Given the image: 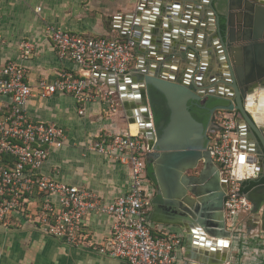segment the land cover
Instances as JSON below:
<instances>
[{
    "label": "built area",
    "instance_id": "built-area-1",
    "mask_svg": "<svg viewBox=\"0 0 264 264\" xmlns=\"http://www.w3.org/2000/svg\"><path fill=\"white\" fill-rule=\"evenodd\" d=\"M47 32L59 58L72 63L71 70L55 80L39 78L31 84L23 65L14 61L0 65V223L8 226L26 222L70 245H93L100 254L128 264H176L183 235L175 225L149 220L155 190L144 184L149 145L142 134H133L129 128L121 132L109 130L92 141V150L125 165L130 176L125 192L99 202L87 189L43 172L50 147L64 145L65 129L55 122L32 121L25 112L33 94L48 98L57 93L69 94L84 104L102 96L114 112L120 96L107 81L109 75L117 79L133 71L135 40L54 26H47ZM2 42L0 34V45ZM20 45L27 53V43ZM99 80L105 84L104 89ZM92 87L97 88L94 94L89 91ZM77 112L83 115L84 105ZM239 118L237 110L216 109L207 130V149L226 184L223 215L231 237L238 231L248 233L247 219L254 213L242 185L260 174L258 158L247 146L245 123ZM94 212L113 218L110 232L97 244L90 243L85 231V218ZM219 264L232 263L225 259Z\"/></svg>",
    "mask_w": 264,
    "mask_h": 264
},
{
    "label": "water",
    "instance_id": "water-1",
    "mask_svg": "<svg viewBox=\"0 0 264 264\" xmlns=\"http://www.w3.org/2000/svg\"><path fill=\"white\" fill-rule=\"evenodd\" d=\"M161 1L153 4L154 10L171 9ZM215 1H195V5L175 1L172 12L166 14L169 19L163 20L169 27L174 24L164 34L165 49L171 48L177 57H184V48L170 45L177 36H183L182 45L191 51L184 72L178 71L175 58L176 64L171 67L145 63L129 76L116 79L109 75L107 81L111 88H118L127 122H139L140 133L149 145L145 161L155 186L149 220L183 227L185 257L206 264L225 261L227 243L223 238L231 237L223 215L225 180L207 149V130L216 109L238 111L245 123L247 146L257 156L260 177H264V126L246 103L264 86V0H225L221 13L216 11ZM144 4L136 9L137 17L127 16L130 28L121 35L142 40L145 45L150 39L142 33L151 29L153 34L155 30L139 25L151 21L147 11L141 16ZM179 6L196 13L186 11L180 17ZM193 21L200 27L195 42ZM186 24L191 30L185 31ZM159 36L154 38L157 44L162 42ZM156 95L163 99L161 108L153 101ZM211 103L215 104L209 106ZM192 107L205 110L206 119L197 118ZM198 166L196 173H189ZM246 197L254 213L247 220V230L258 225L264 230V181L247 190Z\"/></svg>",
    "mask_w": 264,
    "mask_h": 264
},
{
    "label": "crops",
    "instance_id": "crops-1",
    "mask_svg": "<svg viewBox=\"0 0 264 264\" xmlns=\"http://www.w3.org/2000/svg\"><path fill=\"white\" fill-rule=\"evenodd\" d=\"M175 1L178 0H162L161 2L165 6L169 4L171 9L156 11L153 9V4L157 0H0V34L3 37V42L0 45V65L8 61L23 65L26 70V79L31 84H35L39 78L55 80L63 72L71 70L72 63L59 58L49 38L47 26L90 35H118L127 38L128 36L121 35V32L127 34V30L130 28V23H127L126 20L127 16L132 14L133 18L137 17L136 9L141 3H145L147 6L143 5L141 16L143 12L147 11L151 21L140 22L139 25L142 29L150 26L155 32L151 34V29H149L147 33H142V35L149 36L148 44H142L143 36L139 37L141 41L134 39L136 45L132 66L136 68L145 66V63H154L160 67L165 65L171 67V64H176L175 58H177V69L184 72L189 63L188 55L191 51L182 45L183 36H177L170 42V45L184 48V57H177L171 48L165 49L163 43L164 34L174 26L171 24L169 27L163 20L167 22L169 19L166 14L172 12ZM189 1L193 5H195V1L201 2V0H183V4L186 5ZM37 7H40L39 11L36 10ZM93 8L100 11L104 22L103 26L98 23V18L94 14L89 15L88 12ZM177 9L180 17L184 16L186 11L190 14L196 13L192 8L187 10L186 7L179 6ZM100 13L97 14L100 15ZM195 21L192 26L194 42L198 38L200 30L199 22ZM190 28L186 24L185 31ZM156 36L161 37V43L157 44L154 41ZM21 42L27 43L28 50L25 54L20 45ZM150 47H153V50H150ZM213 66L216 67L215 63ZM101 83L99 80L100 88L104 89L105 84ZM107 85L109 86V84ZM96 89V87H92L89 91L94 94ZM116 89L118 90V88ZM254 96L256 102L253 104L264 109V91L258 88ZM246 103L248 104V102ZM82 105H84L85 112L80 115L77 110ZM123 109L124 107L119 102L116 110L111 112L102 96L95 97L84 104L65 93H57L48 98H40L33 94L25 107L29 119L60 124L65 129L66 135L63 146L53 145L50 147L48 160L42 169L43 172L58 181L87 189L99 202L112 200L125 192L130 181L127 167L111 156L91 149L92 141L99 134L109 130L121 132L128 129L127 117ZM259 177L260 174L256 178ZM144 184L147 189L152 186L148 178ZM112 219V216L98 212L89 213L86 216L85 231L91 244L103 241L110 232ZM174 227L177 232L183 235V246L177 253L176 264H206L185 257L183 250L185 230L178 225ZM257 227L260 226L251 229ZM251 229L247 232H250ZM226 248V259L233 264H244L239 259L237 244L233 237L227 242ZM202 254L204 253L202 252ZM217 254L212 253L213 256ZM0 264L128 263L123 259L110 258L100 254L93 245L73 246L43 233L31 224L19 221V225L4 226L0 223Z\"/></svg>",
    "mask_w": 264,
    "mask_h": 264
},
{
    "label": "rangeland",
    "instance_id": "rangeland-1",
    "mask_svg": "<svg viewBox=\"0 0 264 264\" xmlns=\"http://www.w3.org/2000/svg\"><path fill=\"white\" fill-rule=\"evenodd\" d=\"M88 13L89 15L94 14V16L98 18L97 19L98 23L101 26L104 25V22L102 21L101 13L99 10L93 8ZM97 13H100V15ZM118 95L119 93L116 96ZM199 167L200 166L196 167L195 169L190 170L189 173H192V174L196 173L195 171H197ZM150 181L152 185V190H155V186L151 179ZM233 239L235 243L237 244V254H239V259L244 264H257V263L264 264V230L262 228L257 227L255 230H253L252 232H248L247 234H245L244 231H238L234 235ZM231 263L233 264V262Z\"/></svg>",
    "mask_w": 264,
    "mask_h": 264
},
{
    "label": "bare ground",
    "instance_id": "bare-ground-1",
    "mask_svg": "<svg viewBox=\"0 0 264 264\" xmlns=\"http://www.w3.org/2000/svg\"><path fill=\"white\" fill-rule=\"evenodd\" d=\"M261 91H264V86L259 87ZM255 93V92H254ZM254 93L251 94L250 98L247 100L248 102V107L250 108L252 114L254 115L255 119L260 123L262 126H264V109L257 107L254 102H256ZM128 128L131 133L137 134L140 132V125L138 121H133L128 123ZM231 238V237H230ZM229 237H224L223 239L225 242H229L230 240Z\"/></svg>",
    "mask_w": 264,
    "mask_h": 264
},
{
    "label": "flooded vegetation",
    "instance_id": "flooded-vegetation-1",
    "mask_svg": "<svg viewBox=\"0 0 264 264\" xmlns=\"http://www.w3.org/2000/svg\"><path fill=\"white\" fill-rule=\"evenodd\" d=\"M215 2H216L215 3L216 11L219 12V13L223 12V10L225 9V0H218V2L217 1H215ZM220 26H221V28L224 27L223 26V19L221 17H220ZM153 101H154L155 105H157L158 107L161 108L162 103H163V99L160 96H158V95L153 96ZM215 103H211L209 106H212ZM193 114L197 118L201 119L202 121H204L206 119V111L205 110L199 111V110L193 108ZM154 195H155V191H154L153 196Z\"/></svg>",
    "mask_w": 264,
    "mask_h": 264
},
{
    "label": "trees",
    "instance_id": "trees-1",
    "mask_svg": "<svg viewBox=\"0 0 264 264\" xmlns=\"http://www.w3.org/2000/svg\"><path fill=\"white\" fill-rule=\"evenodd\" d=\"M151 168L149 166L146 165V175H147V178L151 179L152 180V176H151ZM264 181V177H260V178H256L254 180H246L243 182V185H242V191H247L249 190L253 185L257 184V183H261Z\"/></svg>",
    "mask_w": 264,
    "mask_h": 264
}]
</instances>
